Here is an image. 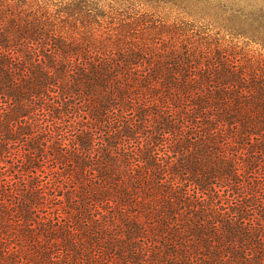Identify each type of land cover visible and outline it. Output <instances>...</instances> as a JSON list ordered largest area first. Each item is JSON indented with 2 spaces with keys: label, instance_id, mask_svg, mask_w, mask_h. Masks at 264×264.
Wrapping results in <instances>:
<instances>
[{
  "label": "trees",
  "instance_id": "16d2710c",
  "mask_svg": "<svg viewBox=\"0 0 264 264\" xmlns=\"http://www.w3.org/2000/svg\"><path fill=\"white\" fill-rule=\"evenodd\" d=\"M0 264H264V0H0Z\"/></svg>",
  "mask_w": 264,
  "mask_h": 264
},
{
  "label": "rangeland",
  "instance_id": "374dc122",
  "mask_svg": "<svg viewBox=\"0 0 264 264\" xmlns=\"http://www.w3.org/2000/svg\"><path fill=\"white\" fill-rule=\"evenodd\" d=\"M212 3H215L216 1H218V0H210ZM259 1H262V0H259ZM138 8H140V7H138ZM142 8V7H141ZM140 8V9H141ZM158 11L159 12H162V13H166V14H168L169 15V17L171 18V19H174V18H184V19H189L187 16H185V15H181V14H179L177 11H175V10H168V9H165V10H163V9H158ZM190 20H194L195 22H197V21H199L200 23H204L205 22V19H204V21H202V20H200L198 17H195V19L194 18H192V19H190Z\"/></svg>",
  "mask_w": 264,
  "mask_h": 264
}]
</instances>
